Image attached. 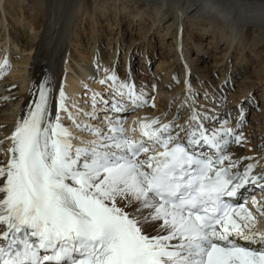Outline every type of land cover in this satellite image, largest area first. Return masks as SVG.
Instances as JSON below:
<instances>
[{"label":"snow or ice","instance_id":"obj_1","mask_svg":"<svg viewBox=\"0 0 264 264\" xmlns=\"http://www.w3.org/2000/svg\"><path fill=\"white\" fill-rule=\"evenodd\" d=\"M108 82L111 100L94 94L91 119L97 103L115 114L148 103L115 73L100 81ZM205 118L193 108L183 138L172 123L138 118L133 139L114 115L107 133L83 124L96 139L77 146L60 115H49L41 85L34 107L0 140L11 141L0 147V264H264V232L253 231L244 203L225 199L264 174L253 176V164L240 171L227 145L241 137L205 127ZM200 144L215 151L201 155Z\"/></svg>","mask_w":264,"mask_h":264},{"label":"bare ground","instance_id":"obj_2","mask_svg":"<svg viewBox=\"0 0 264 264\" xmlns=\"http://www.w3.org/2000/svg\"><path fill=\"white\" fill-rule=\"evenodd\" d=\"M26 7L31 10L29 15ZM31 13L35 15L34 18ZM104 16L110 19L115 17L113 29L108 30L110 35L107 36V31L103 29L104 26L101 28L100 24V19ZM127 16L131 17L128 23L133 30L139 25H144L140 27V30L143 28L144 31L137 30L138 38L126 39L128 28L124 29L123 26L128 21V19L126 21ZM204 30L209 35L212 34L211 32L214 33L207 43L208 46L217 48V44L222 41L225 43V56H219L220 59L230 57L240 44V49L237 51L242 54V61L247 63L248 50L256 58L261 57L264 61V0H0V64L7 61V65L3 67L6 68V73L0 77V86L5 85L6 92L0 94V101L7 98V102L10 103L9 106L6 103L5 107L0 106V140H4L5 136H9L14 131L17 121L27 112V106L34 97L35 89L46 73L51 74L52 83L55 84L58 75L63 72L61 65L63 57L67 59V63L63 65L64 77L70 79L76 76L81 82L83 93H85L84 90L90 92L94 89L93 85L99 87L101 84L99 70L106 74L131 75L134 63L129 60L128 50L138 51L157 37L162 45L160 48L165 50L166 55L159 62L156 73H160L158 70L168 62L166 69L169 70V77L163 76L162 83L157 85L159 88L162 86L159 91L155 88V92L150 93L149 89L140 87V92L143 91L147 96L151 94L152 99L148 100L151 106L154 103V108H158L160 112H164L163 109L167 108L169 97L171 96L173 100L175 99L173 95L177 93H179V99L183 97L185 99L186 96L194 98L197 90L193 85V76L197 75L200 79L208 78L211 76L209 75L210 67L196 68L193 65V68L189 64L190 61L187 62V57H185V64L182 56L184 51L180 49V44L183 43L186 46L189 43L200 49L201 46L206 45L202 42L207 34ZM181 31H185L182 36ZM85 32L86 35L83 36ZM102 36L106 37L108 48L112 46L114 48L112 52H108L109 54L105 52L106 49L102 48L101 42H104ZM109 36L112 37L109 38ZM83 39L87 40V45H90L89 50H86L88 46L81 45L82 41H85ZM90 41L91 44H89ZM120 53L123 54L124 60L121 63L118 62ZM150 56H147L148 60ZM184 56H187V53ZM191 59L192 61L203 60L198 57ZM214 66H221L223 68L221 71L230 68L223 67L224 61H215ZM81 67L87 71L85 74H79ZM257 68L260 69L252 71L248 77H245L244 84L241 82L242 91L238 89V92L234 94L235 103L250 95L251 90L254 89V83L257 82L259 85L264 83V75H262L264 66L258 64ZM176 70L182 78L189 76V80L186 78L189 82L181 83L179 87L172 90V74L176 73ZM193 72L196 74H192ZM226 75H222L219 80V85L222 82L220 89L225 88L223 82L227 80ZM105 77L103 76V79ZM92 78H96V81ZM228 78H230L228 82L233 80L231 76ZM260 91V95L264 97V84ZM98 92L107 93L108 89L99 87ZM253 99L255 98L248 100V104ZM160 101L164 102V105L161 106ZM187 101L189 103V99ZM87 102L86 98L82 99L83 105L86 106ZM51 111L52 106L49 107V115ZM173 115H176V111L169 118L158 117L171 121L174 118ZM227 115V111L223 112L214 120ZM260 125L258 127H262ZM174 126L180 133L187 132L191 127L189 119L185 120L182 125L174 123ZM261 138L259 141L262 140L263 150L264 133ZM73 143L76 144V141L73 140ZM248 146L245 151L241 141L240 143L234 142L231 144L229 155L234 161L238 160L239 164L243 163L246 161L243 158L244 155L253 152V149ZM0 147L4 149L11 147V141L5 140ZM4 158L0 155V159ZM256 165L261 168L262 172L264 171V160Z\"/></svg>","mask_w":264,"mask_h":264},{"label":"rangeland","instance_id":"obj_3","mask_svg":"<svg viewBox=\"0 0 264 264\" xmlns=\"http://www.w3.org/2000/svg\"><path fill=\"white\" fill-rule=\"evenodd\" d=\"M26 8L28 11L29 8L28 7H26ZM30 11L31 10H29L27 12L28 15H29ZM31 14H33V13H31ZM34 17H35V15L33 14L32 18H34ZM101 19H100L101 28H103V26H104L103 29H105V31H107L106 36L110 35V31H108V30H111V28L113 29V25H114L113 21H114L115 17H111V19H110L109 17L104 16ZM127 19H128V21H127ZM129 19H131V17L127 16L126 17L127 23L125 24V26H123V28L125 27L124 29L128 28L127 37L126 36L125 37H126V39H128L130 37L138 38L137 30H140V27H143L144 25L143 24L139 25V26H137V28L135 27L133 30V27L130 26V24L128 23L130 21ZM34 21H36V19ZM138 23H139V21H138ZM188 27H189V25H188ZM185 29H187V27ZM216 30L219 33V30L218 29H216ZM140 31H144V29L142 28V30H140ZM204 32H206L207 34L205 35V37H203L202 42L206 43V45H207L208 41H210V38L214 35V33L211 32L212 34L209 35V33L207 31L204 30ZM181 33H182L181 34V36H182L185 33V31H181ZM84 35H86V32H85V34L83 33V36ZM112 36H114V35H112ZM112 36H109V38ZM198 36L200 38H202V36L200 34H198ZM90 38H89V40H90ZM105 38L102 36V40L104 42H101L102 43L101 45H102L103 49H106L105 52L107 54H109L108 52H112L114 48H113V46L110 49L108 48L109 46L106 44L107 41ZM83 40H85V39H83ZM86 41L87 40L82 41L81 45L82 46L84 45L86 47L88 46V48H86V50L87 49L89 50L90 45H87ZM91 43L92 42L90 41L89 44H91ZM224 44L225 43L222 41L220 44H217L218 45L217 48H214L213 46L210 47L208 45L206 46L204 44L203 46L200 47V49L197 47H194L193 44L188 43L186 46H184L183 43L180 44V47H181L180 49L182 51H184V54L187 53V56H184V54L182 55L184 57V63L186 62L185 57H187L188 58L187 62L190 61L189 64H191L192 67H193V65L196 66V68H201L202 66H207L208 68L210 67L209 68V70H210L209 75H211V76H209L208 78L200 79L199 77L197 78V75L193 76V80H194L193 85L195 86V89L197 90L196 95H194L195 96L194 101L196 102L197 108H200L201 110H203L205 112L204 115L207 118H209V116L216 117L218 115V113H220V112L223 113V112L227 111L229 113L227 116L230 118V120L232 119L231 123H229L230 127H236L235 121L238 119V115H239V112H238L239 110L237 109V107L240 105L241 110H242V108H245V116L243 117L242 121L238 120V122L241 121V123L239 122L240 126L238 127V132L242 135V139H243L242 140V146H243V149L245 150V149H247L246 146L249 145L248 147L253 149V152H251V153H254L257 160L262 161L264 159V152L262 153V151H261L262 146L259 145L260 144L259 140L262 139L261 136L264 133L263 132L264 131V97H262V95H260L261 94L260 90L262 89L264 83H261L260 85L257 82L254 83V85H255L254 89L251 90L250 95L248 97L247 96L244 97V99H241L237 103H235L233 100L236 99L234 94L238 92V89H240L242 91L241 84L242 83L244 84V82H245L244 80H246L245 77H248L252 71L260 69V68L256 69V65L261 64L262 66H264V61L261 57L256 58L255 55L253 53H251L249 50H248V54L246 56L247 63L245 61H242V54L241 53L239 54V51H237V49L238 50L240 49V44L237 45V49L234 52V54H232L230 57L228 56L227 58L220 59V57L225 56ZM161 46L162 45H160V40L156 37V39L152 40L151 43H149V45L147 43L144 47H141L138 51L133 50V49H131L130 51L128 50L129 60L130 61L132 60V62L134 63V64H132V69H131L133 71L132 76L135 79H137L140 83L146 84L147 82L150 81L152 84L156 85L155 88L158 91L162 88V86L159 88V86L157 87V85H158V83H162L161 81L163 79V76L165 77L167 75L166 77H169V72H168L169 70H168V68L166 69L167 65L169 64L168 62L166 64H163L161 69L158 70V72H160V73H158V74L156 73V69H157V66L159 65V62L162 61L163 57H165V55H166L165 50H162L160 48ZM187 47H189V48L186 49ZM191 48H193V50ZM200 51H202V52H200ZM145 53H146V55H145ZM217 55H218V58H216ZM147 56L148 57L150 56L149 60H148ZM193 57L194 58L195 57L202 58L203 60L202 61H195V60L192 61L191 58H193ZM143 59H144V62H143ZM148 61H150V62H148ZM215 61H224L223 67H225V68L230 67V68L221 71L223 69L221 66H219V67L214 66ZM118 62H120V63L124 62L123 54H121V53L118 56ZM127 62H128V60H127ZM211 72H212V74H211ZM192 74H196V73L193 72ZM221 74L222 75L227 74L226 75L227 80L223 82V83H225V85L228 84L227 81L230 79V78H228V76L229 77L231 76V78L233 79L231 82H233L235 84V86L232 85L231 88L225 89L226 91L223 95L225 97L224 101H220V98H219L220 94H221L220 92L218 95L215 91H211L212 90L211 87H216V86H218V88L216 87V89L218 91L220 90L219 86L221 87V84H222V82H221L219 85V80L222 76ZM262 75H264V72H262ZM172 78H173V80L169 79V81L170 80L172 81V83H171V89L172 90L179 87L181 85V83L187 84V82H189L188 81L189 76L182 78L179 76V73H177V70H176V73L174 72V74H172ZM256 81H259V80H256ZM226 87L227 86H225V88ZM206 89H209L210 91L209 90L206 91ZM1 93H4V92H1ZM178 94L179 93H177V95ZM159 98H162V96H160ZM252 98H255V99H253L254 103L252 101V102H249L250 104H248V100L250 101V99L252 100ZM1 100L2 101H0V106L1 105L4 106L5 103L9 106L10 103L7 102V98L5 100L4 99H1ZM256 100L258 101V103H255ZM175 101H176V99H173L170 101V103L167 104V109L165 111L166 114H168L167 117L169 118L173 113H175V111H176V117H177V115L183 116L185 114L187 116L189 114L188 112H189V108H190L188 101H187L188 109L186 107V104H185L186 101L184 100V98H182V101H179V103L177 105H174ZM183 101H185V102H183ZM181 102H183V103H181ZM162 104L164 105V102L160 101L161 106H162ZM233 105H236V106H233ZM250 105H252V106H250ZM173 106L176 108H174ZM220 114L218 116H220ZM260 117H261V119H260ZM179 119H182V118H179ZM219 120L220 119L217 118L216 120H214L212 122H218ZM258 123H262V124L260 125ZM258 125H260L262 127H258ZM257 141H259V142H257ZM244 156H247V155H244Z\"/></svg>","mask_w":264,"mask_h":264}]
</instances>
